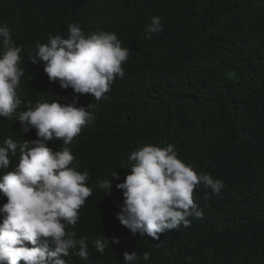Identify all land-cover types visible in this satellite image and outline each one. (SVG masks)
Masks as SVG:
<instances>
[{
	"label": "clouds",
	"instance_id": "1",
	"mask_svg": "<svg viewBox=\"0 0 264 264\" xmlns=\"http://www.w3.org/2000/svg\"><path fill=\"white\" fill-rule=\"evenodd\" d=\"M36 1L50 2L55 17L26 68L12 29L0 24V264H254L260 238L253 227L231 247L202 254L175 238L228 186L196 165L190 120H164L151 132L144 121L124 140L103 110L134 70L145 75L134 55L150 58L149 73L157 64L163 18L143 23L138 12L162 0ZM196 18L212 21L211 9L199 7ZM198 47L191 38L187 50ZM163 51L176 62L175 47ZM235 90L234 103L264 96L243 83ZM108 148L114 170L101 180ZM239 150L246 161L264 159L259 136L244 138ZM93 213L111 222L96 234L88 229Z\"/></svg>",
	"mask_w": 264,
	"mask_h": 264
},
{
	"label": "trees",
	"instance_id": "2",
	"mask_svg": "<svg viewBox=\"0 0 264 264\" xmlns=\"http://www.w3.org/2000/svg\"><path fill=\"white\" fill-rule=\"evenodd\" d=\"M201 6L211 9L212 21L196 18ZM153 15L163 18L161 38L165 40L157 64L149 73L150 58L134 55L132 64L145 75L134 70L104 101L103 110L116 122L124 140L126 135L138 134L137 127L144 121L151 132L164 120H190L198 145L196 165L220 175L228 186L205 202L204 218L183 225L176 240L189 253L202 254L212 247H231L253 227L260 238L254 264H264V159L246 161L239 150L247 136L264 141V96L245 103L232 101L238 84L250 92L264 91V0H162L154 10L138 12L143 23ZM54 17L48 1L0 0V24L7 23L16 45L22 46L21 67L26 68L28 54L50 32ZM191 38L200 47L187 50ZM169 44L177 50L175 63L163 51ZM4 134L0 122V139ZM112 157L108 148L97 168L101 180H111ZM90 216L92 234L111 223L108 215Z\"/></svg>",
	"mask_w": 264,
	"mask_h": 264
}]
</instances>
